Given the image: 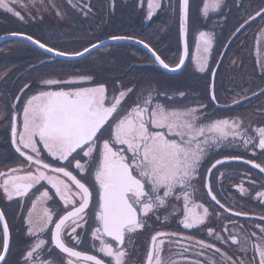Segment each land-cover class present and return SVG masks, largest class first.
<instances>
[{
  "label": "snow or ice",
  "instance_id": "obj_1",
  "mask_svg": "<svg viewBox=\"0 0 264 264\" xmlns=\"http://www.w3.org/2000/svg\"><path fill=\"white\" fill-rule=\"evenodd\" d=\"M18 3L19 0H0V9L23 20L24 17L14 7ZM141 3L143 4V0ZM222 5L223 0H203L201 12L207 17L210 11H220ZM147 8V19H151L154 12L161 8V0H147ZM178 11L180 34L181 37H185L190 0H178ZM257 17L264 20V7H260L254 15L249 16L236 31L239 32L249 20L255 21ZM11 34L20 35L16 32ZM24 38L48 52L55 51L30 35ZM262 38L264 27L258 34L257 44ZM111 39L122 40L131 37L112 36ZM213 39L211 33L204 31L199 33L198 41L202 42L203 53H210ZM139 43L152 53L155 61L164 69L175 72L185 63L187 44L184 49L185 55L180 57L175 66H170L147 43L144 41ZM199 49L200 43L197 44V50ZM84 51L87 52L89 49L85 48ZM257 54L259 55V49ZM56 55L82 56L83 53L56 51ZM196 59L200 71H205L207 55ZM260 66L264 69V63ZM90 79L91 77L81 76L71 81L44 80L42 83L45 86L56 85L57 90L38 91L23 102L19 112L12 113L11 142L28 165H21L6 173L0 172V189L8 200H12L14 197L27 196L35 185L47 181L55 189V195L63 202L62 215L45 207L42 213L35 214L34 218L37 202L51 200L52 196L46 190L40 192L36 200L32 201L25 223L28 236L36 239L29 244L24 254V264H128L129 252L126 245L128 237L147 226L146 221L150 214H155L161 209L167 211L172 206L173 197L177 201L183 198V219L179 222L184 229L204 224L209 216V209L194 204L193 181L200 175L199 169L208 155L209 148L219 147L231 136L233 141L240 137L245 145L253 144V147L264 150V126L251 129L254 135H248L247 129L242 131V120L237 118L217 119L204 123L201 119L203 113H199L198 108L174 107L170 103L173 98L167 93L158 92L153 96L152 91L146 96L141 94L131 107L124 108L122 101L133 92L132 88L120 90L118 94L114 93L109 98L104 84L95 87L74 86ZM61 85L64 87H60ZM260 94L264 95V89H261ZM161 95L164 96L163 101L160 100ZM184 95L183 92L179 93L181 97ZM19 99L17 97L18 102ZM211 100H216L215 94L211 96ZM233 103L239 104V101L234 100ZM12 107L15 109L16 105ZM105 130L108 131L107 138H104ZM254 141L258 142L253 143ZM40 145L43 146L42 149ZM42 151H46L54 161H67L68 164L54 167L45 162ZM224 159L237 160L240 157L231 156ZM73 162L77 174L69 170L73 167ZM223 162L217 159L211 164L209 174ZM246 163H253L255 168L264 172V167L258 163L252 161ZM33 165L34 171L31 170ZM90 172L94 176L96 190V203L92 211L95 226L91 228L90 237L93 249L107 258V261L97 255L79 251L75 246L82 242L77 229H84L85 225L89 224V209L93 203V190L80 174ZM177 190L179 195H176ZM241 191L245 190L241 188ZM208 195L216 204H220L217 197L212 194L211 187H208ZM257 197L264 198V191L257 193ZM172 208L175 212V206ZM196 208H203V212H196ZM54 215H57L58 219L54 220ZM260 219L264 220V216ZM49 225L54 227L49 229ZM256 227L260 230L256 241L251 239L256 236L255 232L243 240L239 235L231 233L227 239L216 235V239L221 243L231 240L232 244L239 245L238 251L243 253L245 258L238 261L215 244L197 241L202 250L214 248L215 252L220 254L219 261L209 258L207 264H264V225ZM45 233L49 234V239L41 238ZM177 235L176 232L155 231L151 236L144 264H178V261L171 258L172 246L178 241L168 239ZM208 235H214L210 228ZM66 236L74 246H69L65 240ZM187 239L193 238L189 236ZM97 241L98 246L95 243ZM53 247L65 254L64 258L59 260L39 258L45 251L51 254ZM166 248L169 253L167 258ZM250 249L253 255L249 261L246 258ZM186 251L188 249L184 248V252ZM9 252L10 229L3 211H0V264H7L6 257ZM203 254V251L197 253L198 256ZM175 255L183 256V252ZM188 264L203 262L197 259L189 261Z\"/></svg>",
  "mask_w": 264,
  "mask_h": 264
},
{
  "label": "rangeland",
  "instance_id": "obj_2",
  "mask_svg": "<svg viewBox=\"0 0 264 264\" xmlns=\"http://www.w3.org/2000/svg\"><path fill=\"white\" fill-rule=\"evenodd\" d=\"M139 1V11L137 15H132V11L134 10L133 3L136 4V0H122L120 3V9H124L122 12H118V10L115 11L116 8L112 7L113 3H110L106 1L107 7H111V13H112V20L113 25H116L118 27H121L124 24V29H116L111 31V33H116L118 31H123L126 34L132 33L134 35H144L146 34L147 26L144 24L142 20L145 19L147 16V0L143 1V4ZM172 4L175 3V0H161V8H159L158 11L164 9L165 11H169V8H173ZM231 3H233V0H223V5L221 7V10L218 12H212L210 11L208 16L205 17L202 12V5L203 0H200V7H199V14L201 20L209 21L208 23L203 22L202 26H200L195 33L191 31V41L192 43H195V45L192 47V52L190 56L189 65L186 66L181 74L175 78H168V77H161V73L159 71H155V74H151L147 77L146 81H144L141 94L144 96L147 95L149 91H152L153 96L156 95V93H167L168 96L172 97L173 100L170 102L174 107L177 108H198L199 113H203L201 119L202 121L205 120V123H210L211 121L217 120V119H233L234 115L238 113V109L235 105H231V103L234 100H237L242 95L249 93V86L248 85H236L233 86V83L231 80L233 79V73L235 72V67L232 64L233 62V47L230 46L227 48V40L232 34L233 31H228L226 35L224 36L221 32L223 29V25L218 26V24L221 23V19H225L226 15L232 12ZM75 5V6H73ZM16 11H19L22 13L25 17H28L29 20L34 22V24L37 26V32L41 33H60L59 40L62 42V48H67V45L70 44V40L73 43L82 42L83 46H87L91 44L94 41V38H100L104 36V34H101L98 32V29L96 27L95 20L93 21H87L93 15H97L102 13L103 10L107 9L106 5H104L103 0H19V3L14 5ZM141 10H145L143 13H141ZM10 15V13H7L4 9H0V15ZM118 13L125 14V16H116ZM169 13V12H168ZM12 15V14H11ZM145 15V16H144ZM167 16V15H166ZM165 16V17H166ZM165 17L161 20V24L156 23L152 28H150L149 33H147V36L150 38V43L154 44L163 54L167 55V59L171 64L175 63L178 59L174 56L173 59H171V55L173 54L170 50L174 43L173 33H172V24L169 31L170 22L169 18L165 20ZM227 18V17H226ZM15 21L17 19L14 18ZM4 20L0 21L3 22ZM103 22L105 24V27H109L110 22L107 17L103 18ZM214 26L211 25V23H215ZM11 22L5 21V23L2 25L3 29L6 27V24H10ZM46 24V25H44ZM49 29V30H48ZM233 29V28H232ZM7 31H13V29H7ZM49 31V32H48ZM201 31L211 33L214 37L212 48L210 50L209 54L203 53V45L202 42L198 41L199 33ZM65 34H64V33ZM70 38H69V36ZM130 35V34H129ZM224 36V37H223ZM98 40V39H97ZM200 43V49L197 50V44ZM115 46H123V45H115ZM192 46V44H191ZM21 48V47H19ZM109 47L108 49L111 50ZM125 48H129L132 50L133 53H130V56L125 62L122 58H115L117 56H114L113 59L107 58V55L111 53L110 51H101V53H97L93 56H89L88 59H85L83 61L77 62V64L73 65H64V72H67L69 70H72L73 68L78 69L76 73L73 74L71 78H69L67 81L74 80L81 76H88L91 77L88 81H83L75 86L80 87H95L99 84H104L108 90L109 98L115 93L118 94L120 90H123L127 88L128 83H130L132 80H134L135 77H139L138 73H135L136 71L131 70L132 67H135L137 65H142V61H148V57L141 55L140 58L133 59L136 55L139 54V51L137 48H132L131 46H127ZM4 55H8L6 51L10 52V54L17 58L20 57V63L18 61H15L16 65H12L11 59L3 58V60L0 59V67L7 65L5 68L0 70V82L5 79H9L11 76L12 78L14 76L22 75V71H25V68H28L29 70L24 73L23 76V82L20 84V77L12 79L13 81H16L18 79V85L20 86V93L25 92L22 97L21 105L23 106V102L27 100L28 97L32 96L33 94L37 93L38 91L43 90L44 88H47L46 90H57L58 86H45L42 81L48 80V79H55V77L48 76V72H45L44 69L47 66H43L39 68V65H37L38 59L33 58L34 61L31 62L29 59H27L28 54H25V51L27 50H20V53L17 51V49L12 48V50H7V47L4 48ZM124 49V48H123ZM227 49V50H226ZM135 51V52H134ZM213 55H210V54ZM204 55H207V64L210 66L208 68V65L205 68V71H200L199 62L196 59L197 57H203ZM224 55L222 62L218 63L219 66L217 68V76L219 79H217V87L215 86V94L217 103L226 105V109H218L215 107V105L212 103V101L209 98V78L210 73L212 71V67H214L215 63L217 62L218 58L221 60L222 56ZM1 57H3V54H0ZM260 57H264V53L260 55ZM14 58V60H16ZM101 58L108 61L107 64H103L101 62ZM210 58H213V61L210 63ZM131 62V63H130ZM220 62V61H219ZM9 63V64H8ZM18 63V65H17ZM227 64V66H226ZM230 64V65H229ZM33 66L37 67L34 71L30 72V67ZM2 68V67H1ZM150 69V68H148ZM42 72V73H41ZM35 74V77H31L29 75ZM69 74V73H68ZM199 76L195 77V76ZM162 78V79H161ZM244 76H240L238 80L240 82H243ZM33 83L31 84V80ZM37 79V80H36ZM173 79V80H172ZM38 81V82H37ZM64 81V80H63ZM1 84V83H0ZM31 84V85H30ZM118 84V85H117ZM115 85V89L113 88ZM27 86V87H26ZM64 87V86H60ZM55 88V89H54ZM140 88V87H139ZM183 92L185 95L183 97L179 96V93ZM140 94V95H141ZM194 96H198V101H194ZM178 101L177 99H184ZM160 100H164V96H160ZM10 104L13 106L16 104L15 100H12ZM201 105H206L207 107L202 109L200 107ZM22 109V108H21ZM20 109V110H21ZM11 110L18 111L14 108H8L7 105L2 106L0 108V134L6 135V130L8 129V120L6 119V116L10 115ZM198 113V114H199ZM251 116L252 113H250ZM247 121V120H246ZM7 128V129H6ZM7 139V138H6ZM224 148L222 147L220 151V155L222 153H227L230 155H235L236 153L247 154L246 151H234L233 150V141L225 140L223 141ZM234 147H237L239 149V143L236 141L234 143ZM216 149V147L214 148ZM220 155H215L214 157H219ZM3 157L6 160L12 159V161L16 160L15 156L11 154L9 147L7 143L5 146L0 150V158ZM212 162L203 161L202 166L199 169L200 175L205 176L206 171L210 167ZM21 165H24L20 161L16 160V163L10 167L7 172L10 169L18 168ZM237 164H232L231 167L234 168V166ZM9 167V166H8ZM7 169V166L4 167ZM223 168L219 169L218 171L222 170ZM31 170H35L32 168ZM203 180V179H202ZM224 182L229 181V177L225 176L223 178ZM193 188L195 189V193L197 199H202L201 197V187L199 186V183H193ZM195 195V194H194ZM227 196L231 197L230 194ZM177 201V200H176ZM177 204H174L172 206H180V211L182 214L183 211V198L179 201H177ZM169 207L167 211L164 209H161L157 211L155 214H150V218L147 219L146 224L149 226L156 225L153 224L152 221L157 219V217H161L165 219V216H167V219L171 218L172 220L177 217L178 209L176 208V211L173 212V208ZM202 210V208H200ZM197 212V209H195ZM176 220V219H175ZM167 223V222H165ZM146 239H149V236L146 237ZM133 237L130 236L126 240L127 250L129 251V248L131 246V243L133 241ZM143 242V241H141ZM147 243V242H146ZM145 238H144V245ZM99 242L97 243L98 246ZM141 247V243L139 242L138 245H136L133 249H139ZM172 249H177L174 245Z\"/></svg>",
  "mask_w": 264,
  "mask_h": 264
},
{
  "label": "flooded vegetation",
  "instance_id": "obj_3",
  "mask_svg": "<svg viewBox=\"0 0 264 264\" xmlns=\"http://www.w3.org/2000/svg\"><path fill=\"white\" fill-rule=\"evenodd\" d=\"M232 14L230 17L233 19V26L236 25L237 28L240 27L241 24L244 23L249 16L254 15L255 11L260 7H264V0H233L231 3ZM240 10H245V14L243 19L240 21L238 19L240 15ZM223 29L226 24L223 23ZM264 27V20L260 17L256 18L255 21H249L248 24H245L243 28L240 29L237 36L234 38L232 42V47L235 50L233 53V64L237 65L238 70L242 73H239V77L243 74L246 76L251 75V79L249 81L260 80L264 77V69L261 68L260 64L264 63L263 57H260L264 53V38L260 39V43L257 44L258 34L260 33L261 28ZM259 49V55L257 51ZM262 59V60H261ZM259 63V64H258ZM253 68V69H252ZM32 83V82H31ZM44 90V89H43ZM26 92V91H25ZM21 93L20 97L25 93ZM21 98L19 99V101ZM16 102L17 98L15 99ZM258 106L263 105L256 109L262 114H258L256 112L253 113L254 121H244L247 124L243 125V129L248 130V135H254L251 129L257 126H264V100L263 101H255ZM12 108V107H11ZM16 109V108H15ZM14 110H11V113L6 119L10 118L8 123V129L5 131L6 135L0 134V150L1 144L6 142V138L8 137L10 143V152L14 155L16 160L20 161L24 164V166L28 165V162L24 157H21L18 152H16L15 148L11 143V116ZM17 112V111H16ZM1 119V118H0ZM251 126V128L249 127ZM1 127V122H0ZM239 142L240 151H246L247 154L242 152V157L248 159L249 161L260 164L264 167V150L259 149L258 147H253V144L245 145L240 137H237ZM258 141H254L253 143H257ZM41 149L43 148L40 145ZM223 147V142L219 145V147L209 148L208 155L205 157L206 161H210L214 159L215 155H220V151ZM75 155V154H74ZM42 156L45 158V162L52 164L54 167L66 166L68 164L67 161H54L50 156H48L46 151H42ZM16 160L11 162L6 168H1L0 172H7V170L12 167ZM204 160V161H205ZM83 162V161H82ZM32 168L35 169L33 165ZM27 170V168H25ZM69 170L73 171V173L77 174V170L73 167H70ZM85 177L84 182L88 184V186L93 190V203L89 209V224L85 225L84 229H77V232L81 234V244L75 245L77 250L84 251L89 254L97 255L99 258L105 259L102 254L98 253L93 249V241L90 237L91 228L95 225L92 221V211L96 203V190H95V182L94 176L90 173L80 174ZM206 176V174H205ZM205 176L199 175L193 183H199L201 187V197L202 199H197L196 193L194 192V196L192 197L194 204L203 205L209 209V216L206 218L204 224L196 226L192 229H184L183 225L180 224V220L183 219V215L180 211V206H176L179 210L177 213V217L173 220L159 218V220L155 219L152 223L156 224L153 226L147 225L144 229L139 230L137 233L132 234L133 241L129 248V256H128V264H144L147 251L144 249V238L151 231L156 229V231H164L168 233L176 232L178 233L175 237H169L172 241H178V243L173 244L172 248L175 247L177 249H171V258L178 261V264H188L191 260H197L203 262V264H207V260L209 258H214L217 261L220 260V254L215 252L214 248L211 249H201L200 245L197 241L203 240L205 243L215 244L216 247L221 248L222 251L227 252L229 255L233 256V259L239 260L244 257V254L238 251L239 245L232 244L231 240H227V243H221L216 239V235H220L227 239L229 234L239 235L241 240L244 237L250 236L252 232L256 233L255 237L251 239L253 241L257 240V237L260 235V230L257 225H264V220L259 218L251 219L243 217L244 213L247 215L254 216H264V198L257 197V193L264 191V172H261L259 168L252 167L247 164L237 163L234 168L225 170L222 169L220 171H216L211 173L210 175V187L212 192L220 201V204H216L211 198H209L207 190H206V179ZM225 176L229 177L228 182H224L223 178ZM80 178V176H78ZM203 179V180H202ZM243 188L245 191H241ZM48 191L49 195L52 196L51 200L47 201H38L37 206L34 213L35 214L42 213L43 209L47 207L50 211L54 213L63 214V202L59 200V197L55 195V189L51 187L47 181H41L39 184L35 185L33 189L30 190L27 196L14 197L12 200H8L3 190L0 189V208L4 213L6 218V222L9 225L10 229V252L14 257H18V264H24V254L29 246V244L35 241V237H29L27 234V224L25 223V218L27 217L28 211L31 208V204L33 200H36L37 196H39L40 192ZM228 194L231 197L227 196ZM176 195H179V190H177ZM256 202L258 205H256ZM173 197L171 199V205L177 204ZM220 205H223L221 207ZM171 207V206H170ZM198 213L203 212L200 208H196ZM252 210L253 212L256 210L262 211L263 214H252L248 212ZM13 213V217H12ZM236 213H242L241 215H236ZM54 220L58 219L57 215H54ZM176 219V220H175ZM167 222V223H165ZM54 225H49V229L53 228ZM212 229L214 235H208V229ZM86 233H88L86 235ZM191 236L193 239L189 240L187 237ZM41 238L49 239V234L45 233L41 235ZM66 242H68L69 246H74L73 242L66 236ZM143 241V242H141ZM98 242V241H97ZM97 242L96 245H97ZM141 243V247L139 249H133L136 245ZM51 246V245H49ZM184 248H187L188 251L184 252ZM203 251V255H197V253ZM9 252V253H10ZM183 252V256L175 255ZM63 253H60L59 250L52 248V253L47 254L45 251L41 254L39 258L41 259H62L64 258ZM169 255L167 248L165 250V258ZM252 251L249 250L247 254V260L252 259Z\"/></svg>",
  "mask_w": 264,
  "mask_h": 264
},
{
  "label": "trees",
  "instance_id": "obj_4",
  "mask_svg": "<svg viewBox=\"0 0 264 264\" xmlns=\"http://www.w3.org/2000/svg\"><path fill=\"white\" fill-rule=\"evenodd\" d=\"M106 1L108 0H103V3L104 5H106L107 7V4H106ZM109 2L111 3V1L109 0ZM122 2V0H115V3H114V8L115 11L118 10V12H122L124 11V9H120V3ZM137 1H136V4L133 3V8L134 10L132 11V15H137ZM172 7L173 8H169V11H165L164 9L160 10L157 12V15H154L151 20L146 23L145 19H143V15H142V20L144 22V24L147 26V29H146V34L144 35H138L136 34L137 36H140L142 39H146L147 41H150V37L147 36V33H149L150 31V28H152L156 23H159L161 24V20L165 17V20L167 18H169V21L170 22V26H169V31H170V28H171V24H172V33H173V38H174V43H173V46L170 50H172L171 52L173 53L171 55V59L174 58V56L177 58L178 56V53H179V36H178V27H179V22H178V0H175V3L172 4ZM196 5V0H191V8H193L194 6ZM175 8V10H174ZM111 7H107V9L103 10L102 13L100 14H97L96 16L93 15V17H91L89 20L87 21H93L95 20V23H96V27L98 29V32L101 33V34H104L103 37H108V36H111V35H116V34H124L126 35L125 32L123 31H118L116 33H111V31L113 30H116V29H124V24L121 26V27H118L116 28L117 26L116 25H113V20H112V13H111ZM117 12V11H116ZM169 12V13H168ZM4 13H2V15H0V21L4 20L3 22H0V34L1 33H4V32H9L7 31V29H13V31H22V32H25L27 34H30L32 36H34L35 38L39 39V40H42L44 41L45 43L49 44V45H53L55 47H58V48H62V42L59 40V38H61V36H59V34L61 33H47L45 32L44 34L41 33V32H37V26L34 24V22H32L31 20H29L28 18H26L22 13H21V16L24 17L23 20H21L19 17H16L14 15H3ZM190 14H191V27L193 25V23H200V20H199V16L197 14V12L194 10L193 11H190ZM116 16L120 17V16H125V14H121V13H118ZM145 16V15H144ZM106 18L107 17V22H108V19H109V22H110V26L109 27H105V24L103 22V18ZM17 19V21L14 20ZM5 21H8V22H11L10 24H6L3 29L2 28V25L5 23ZM46 25V24H44ZM49 30V29H48ZM49 32V31H48ZM64 33V32H63ZM65 34V33H64ZM134 35L132 33H128L127 35ZM68 35V34H67ZM69 36V35H68ZM100 36V38H103ZM70 38V36H69ZM100 38H94V40L96 39H100ZM150 43V42H149ZM151 45H153V47L163 56V58L165 60H167L169 62V60L167 59V55L166 54H163L154 44L150 43ZM123 46H112L114 48H110L111 50L109 49H101V50H98L96 52H93L91 54V56L97 54V53H101V51L103 52L104 51H110L111 53H109L107 55V58L109 59H113L114 56H117L115 58H122L124 60V62L129 58L131 57L130 56V53H133L131 49L129 48H125L127 46H131V45H128V44H121ZM7 47V50H12V48H15L17 49V51L20 53V50H27L25 51V54L26 53H29L28 54V57L27 59H29V61L31 60L34 61L33 58H37V59H40L42 57H46L42 52H40L39 50L35 49L34 47H32L31 45H29L28 43H25V42H22V41H19V40H12V41H8V42H4L0 44V54H3V57L0 56V59L3 60V58H6V59H11L12 60V64L16 65L15 61H18V63H20V61L22 62V60H20V57L17 56V58L14 56H12L10 54V52L6 51V53L8 55H4V48ZM21 47V48H19ZM83 47V43L80 41L78 43H73L71 40H70V44L67 45V48L65 49H79ZM132 48H136L134 46H131ZM124 48V49H123ZM137 50L139 51V54L136 55L135 57H133V59H137V58H140L141 55H144L146 56V54L141 51L140 49L137 48ZM135 52V51H134ZM147 57V56H146ZM14 58H16V60H14ZM61 62V63H60ZM59 63H56L55 65H53L52 63L51 64H47V67L44 69L45 72H48L49 75H53L55 74L56 76L58 75H63V74H68V73H76V71H78L77 67L76 68H73L72 70H69L67 72H64V68L65 66L64 65H73V64H77V62H62L60 61ZM79 62V61H78ZM101 62H103V64H107L108 61L104 60L103 58H101ZM17 63V65H18ZM131 63V62H130ZM9 64V63H8ZM7 65L5 64L4 66H1L2 69L5 68ZM0 67V68H1ZM30 67V66H28ZM150 68V69H148ZM139 67V66H135V67H132L131 70H135L136 72L135 73H138L139 74V77H135L134 80H132L129 84L131 85H134L135 88H139L142 83H144V80L142 79L143 78V75L144 74H148V76H150L151 74L154 73V71L151 69V67ZM35 70V69H34ZM34 70H30L31 71H34ZM42 73V72H41ZM19 76H14L13 78L10 76L9 79H5V80H2L0 83V108L2 106H5L7 105L9 110L10 108L12 107V105L10 104V102L12 100H15L17 97L21 98L20 97V86L18 85V77H20V84H22L23 82V74L20 75V73H18ZM31 77H35V74H31L29 75ZM14 78H18L16 81H13L12 79ZM31 80V79H30ZM37 80V79H36ZM31 82L33 83V81L31 80ZM135 99V95H130L129 97V100L133 101ZM16 106L19 105V102H16L15 104ZM13 108V107H12ZM7 143L8 147H9V150H10V143H9V140H8V137L6 139V142H3L1 144V149L5 146V144ZM12 161V159H9V160H6L5 158L1 157L0 158V169L1 168H4L6 166H8ZM12 217H13V213H12ZM7 259V264H18V261H19V258L18 257H14L11 255V252L7 255L6 257Z\"/></svg>",
  "mask_w": 264,
  "mask_h": 264
},
{
  "label": "water",
  "instance_id": "obj_5",
  "mask_svg": "<svg viewBox=\"0 0 264 264\" xmlns=\"http://www.w3.org/2000/svg\"><path fill=\"white\" fill-rule=\"evenodd\" d=\"M27 36L26 34H22L20 33V35H12L11 33H6L4 35H1L0 36V42L1 41H4V40H8V39H11V38H17V39H21V40H25L31 44H33L34 46H36L37 48L53 55L54 57H58V58H61V59H64V60H74V59H79V58H83L85 57L86 55H88L89 53H91L92 51L96 50V49H99V48H102V47H105L109 44H114V43H131V44H134V45H137L139 47H141L142 49H144L147 53H149L151 56H152V53L146 49L144 47L143 44L139 43V41H142L138 38H135V37H131V39H122V40H113L111 39V37L109 38H105V39H102L100 41H97L96 43L92 44L91 46L87 47L89 49V51L85 52L84 50L80 51L83 53L82 56H73V55H65V56H58L56 55V51H53V52H48L46 49H42L40 48L37 44L33 43L32 41L30 40H27L25 39L24 37ZM121 37H130V36H121ZM34 39V38H33ZM181 42H182V55L181 56H184L185 55V52H184V49H185V44H187V34L185 37H181ZM93 45H96V47H92ZM48 47V46H47ZM188 55V53H187ZM187 55L185 56V62H186V59H187ZM155 60V57L152 56ZM158 65H160L158 62H157ZM185 64V63H184ZM161 66V65H160ZM184 65H182L179 69H177L175 72H178L179 70H181V68L183 67ZM162 67V66H161ZM163 68V67H162ZM164 69V68H163ZM168 72H171V73H175V72H172V71H169L168 69H164ZM213 76H214V73L212 75V79H213ZM222 161H231L233 159H228V160H225V159H221ZM238 160V159H237ZM1 211V210H0Z\"/></svg>",
  "mask_w": 264,
  "mask_h": 264
}]
</instances>
